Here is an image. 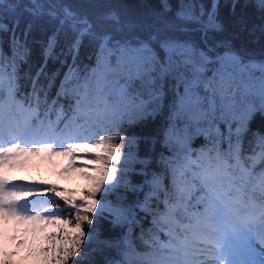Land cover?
<instances>
[{"label": "snow or ice", "instance_id": "obj_1", "mask_svg": "<svg viewBox=\"0 0 264 264\" xmlns=\"http://www.w3.org/2000/svg\"><path fill=\"white\" fill-rule=\"evenodd\" d=\"M96 7L63 0H0V33H12L13 40L9 61L13 72L4 71L6 54L0 46V220L12 221L17 231L12 236L17 250L0 249V264H16L21 249L40 264H68L86 239L81 264H119L105 256L112 241L97 240L93 248L102 222L113 229L129 226V233L131 226L141 223L130 209L107 203L108 194L121 184L131 193L141 191L138 185L124 183L123 170L117 180L118 169L112 164L119 165L121 151L110 142L113 138L101 135L113 130L109 124L118 117L127 115L130 125L147 123L165 117L167 108L168 123L161 131L169 144L178 132L177 117L189 126L204 122L212 129L218 115L245 104L242 127L246 130L256 111L264 115V59L249 55V46L258 45L264 57V0H177L175 7L161 0L159 11H126L122 17L90 11ZM40 29L51 32L41 46L44 61L31 77L29 94L17 99L15 67L17 61H30L32 49L25 37ZM61 36L70 52H78L80 39L88 37L99 43L100 54L97 69L82 80L69 67L50 99L58 73L49 76L45 69L49 58H58L54 50ZM210 67L212 75L207 76ZM168 94L173 96L170 105L165 103ZM253 97L259 98L258 108ZM61 98L69 102L68 109ZM54 111L53 121L49 117ZM121 139L129 146L125 170L131 145L156 143L154 136L132 134ZM257 148L248 157L251 168L240 158L239 141L235 149L230 142L228 153L213 149L195 159L187 154L180 163L161 155L172 174V189L164 187L162 176L154 175L152 188L138 207L151 213L148 201L164 195L165 214L159 218L151 214L154 226L162 221L169 229V240L155 248L145 264H264V248L257 252L255 247L257 242L264 245V171L252 170L264 160V138ZM93 150L94 158L77 167L76 161ZM53 156L67 158L64 171L79 172L90 182L79 199L46 181L13 182L10 174L17 167L33 157ZM85 224L90 226L87 236Z\"/></svg>", "mask_w": 264, "mask_h": 264}, {"label": "trees", "instance_id": "obj_2", "mask_svg": "<svg viewBox=\"0 0 264 264\" xmlns=\"http://www.w3.org/2000/svg\"><path fill=\"white\" fill-rule=\"evenodd\" d=\"M5 3L8 0H4ZM65 4L80 5L84 3L98 5V7L90 9V11L96 13H114L117 16H123L126 11H133L137 13L147 12L149 10H160L161 0H63ZM169 2L175 7L177 0H169ZM147 6V7H145ZM6 23L8 21H5ZM258 23L259 21H254ZM23 27V25H20ZM13 27H16L14 24ZM47 32V34H46ZM51 35L50 30L40 29L32 31L30 35L25 38L32 49L31 59L28 63H19L17 61L15 67V79L20 87V92L17 99H23L31 91V77L35 75L44 61L42 55V45H46L48 36ZM16 36L19 38L20 33L16 32ZM78 39H80L78 37ZM57 48L54 50L58 56L56 59L49 58L45 72L49 74L58 73L55 78V85L50 90V99H54L56 92L59 89L60 82L64 79V76L69 71V67L74 68L79 76V79H83L86 75L91 74L92 70L97 69V56L100 54L99 43L91 41L90 38L84 37L80 39L78 52H70L68 42L61 36L57 41ZM0 46H2L6 58L4 61V71L6 73L13 72V68L9 66V61L12 58L13 40L12 33L4 34L0 33ZM250 56H254L257 60L264 59L260 56L259 46H249ZM75 55V63H73V56ZM223 55V53H221ZM207 76L212 75L211 67L205 73ZM41 82L46 84L47 80L41 77ZM73 85L69 84L67 87L71 88ZM180 91H183L181 87ZM173 102V96L168 94L165 96L166 105H170ZM60 103H63L65 109H68L69 102L65 98H61ZM254 105L258 108L259 101L254 100ZM246 105L243 106L242 116L235 112L227 115L220 114L215 121V127L208 129V125L204 127H197V129H189L185 131L183 128L184 118L177 117L175 120V126L178 130L176 137L172 139L169 144L164 143V137L162 134V127L166 126L168 121L166 116L169 113L168 109H165V117L157 116L155 121H149L147 123L128 124L127 115L120 118L118 117L109 126L113 128L112 131L101 132L104 137H111V143L116 145L121 151V160L119 165L113 163V167H117V180L121 176L122 170L124 174V183H130L132 185H138L141 191L138 193H131L123 187V184L116 190L108 194L107 203L110 206L119 205L125 209H130L136 214L138 218H141L140 225L131 226V232L129 233V226L113 229L107 222H102L100 233L97 239L93 240V248L97 246V240H109L112 241L113 247L105 249V256L109 259H113L119 264H145V262L151 258L153 250L161 243H168V228L164 226L161 221L158 225H153V215L155 213L157 217H162L165 214V205L163 203L165 197L160 194L158 198L153 196L149 201V207L151 213L146 214L142 211L138 204L144 203L145 197L148 196L150 189L152 188L151 181L155 176H162L164 187L172 189V174L169 168L161 161V155L165 158H171L177 163L183 162L185 155L191 154L195 159L199 152H207L209 150L218 149L222 153H228L230 142L233 149L236 148L239 141V155L246 167L251 168L252 161L248 157L259 151L257 148L258 142L261 138H264V115H261L259 111H256L252 118L246 122V130L242 127L243 117L246 110ZM55 111L50 115L49 119H53ZM208 129V131H205ZM218 130V131H217ZM195 131V132H194ZM188 132L191 134H188ZM135 134L137 137L154 136L156 137L155 145H147L143 141L134 143L131 145V159L128 161V167L125 170V157L129 155V146L126 144L125 139L130 135ZM188 148L185 152V147ZM184 147V149H183ZM95 151H92L95 155ZM100 151V150H99ZM213 151L212 154H214ZM102 154V153H101ZM139 161H147V163H140ZM234 163V161H230ZM255 173L264 171V160H258L255 164V168L252 169ZM67 173H74L67 172ZM49 185H56L58 188L66 191L67 194H74L77 199L89 188L83 184L79 185L77 191L71 186H65L63 183H56L51 181L47 183ZM60 184V185H59ZM64 185V186H62ZM108 187V185H105ZM50 195L48 192H43L42 196ZM104 195V190H101L97 194L98 207L100 205V198ZM62 207H67L61 202ZM74 211L71 213L70 218L74 219ZM65 218H69L66 214ZM86 236L89 232L90 226L84 225ZM147 241V243H145ZM88 248L87 239L85 244L81 247L80 253L77 257H70L68 264H81L80 256L83 255L85 249ZM27 254V252H25ZM25 256V255H24ZM27 256V257H26ZM25 258L31 260V257L26 255ZM21 256V261L24 260ZM90 259H101L99 256H91ZM34 259V258H33ZM32 263V261L30 262ZM36 264H40V261H35Z\"/></svg>", "mask_w": 264, "mask_h": 264}, {"label": "rangeland", "instance_id": "obj_3", "mask_svg": "<svg viewBox=\"0 0 264 264\" xmlns=\"http://www.w3.org/2000/svg\"><path fill=\"white\" fill-rule=\"evenodd\" d=\"M257 75H259V73H257ZM5 79H7V77H5ZM5 95H7L6 92ZM254 100L259 101V98L253 97V102ZM243 106H245V104L239 105V107L234 112L242 116ZM55 119L56 115H54L52 120L54 121ZM183 123V128L185 127V129L189 128L195 130L197 129V127L207 126V123L204 122H201V125L189 126L187 125L185 119ZM188 134L190 133L188 132ZM182 145L185 147L184 151L187 152L188 148L185 146V144ZM100 152L104 154L102 149L100 150ZM200 153L201 152H199V154ZM78 155L81 154L78 153ZM213 155H215V153ZM94 156L95 155L93 153L87 154L83 159H78L76 161V166L81 167L86 160L93 159ZM68 163V159L64 157L53 156L51 159L33 157L25 166L17 167L16 169H14L10 175L14 183L36 184L41 181H46L47 183L55 181L56 183H63L65 186H71L75 191L78 190L80 184L88 186L90 182L83 176H81L79 172L74 171V173H67L64 171V169L68 166ZM36 195L42 196L43 192H38ZM22 199L27 200L31 199V197H24ZM2 225L3 226H0V249H6L7 251H16L17 249L15 247V242L12 240V236L17 234L15 224L12 221H8L4 222ZM255 247L257 252H259L261 248H264V245H260L257 242ZM25 252L26 250L24 249L19 250V255L15 257L16 264H36L35 261H37V259H33L32 257L31 260L26 259L25 256L27 254H25ZM21 256H23L24 258L23 261H21ZM31 261L32 263H30Z\"/></svg>", "mask_w": 264, "mask_h": 264}, {"label": "bare ground", "instance_id": "obj_4", "mask_svg": "<svg viewBox=\"0 0 264 264\" xmlns=\"http://www.w3.org/2000/svg\"><path fill=\"white\" fill-rule=\"evenodd\" d=\"M4 222H5V221L0 220V226H3L2 224H3Z\"/></svg>", "mask_w": 264, "mask_h": 264}]
</instances>
